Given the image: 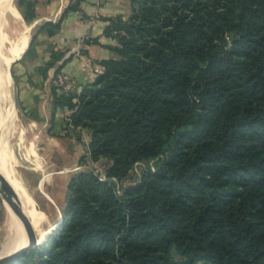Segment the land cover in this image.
Listing matches in <instances>:
<instances>
[{"label": "trees", "instance_id": "1", "mask_svg": "<svg viewBox=\"0 0 264 264\" xmlns=\"http://www.w3.org/2000/svg\"><path fill=\"white\" fill-rule=\"evenodd\" d=\"M37 2L19 0L26 21ZM130 2L105 30L103 73L52 88L65 129L90 134L81 163L106 160V179L74 174L60 231L18 264H264V0Z\"/></svg>", "mask_w": 264, "mask_h": 264}, {"label": "crops", "instance_id": "2", "mask_svg": "<svg viewBox=\"0 0 264 264\" xmlns=\"http://www.w3.org/2000/svg\"><path fill=\"white\" fill-rule=\"evenodd\" d=\"M73 5L78 8L69 10ZM35 13V19L29 22V28L33 32L31 38L35 42L33 55L27 53L29 57L25 53L24 56L27 57L17 58L18 60L15 61L18 62L20 70L19 75L15 76L23 86L19 92V100L23 102L25 113L38 125L41 139L53 150L54 147H61L62 150L59 148L57 156H64L66 164L75 163L77 135L82 134L87 137L85 141L82 139L85 142L83 146L87 149V151L81 149L82 153L79 156L82 157L88 154L91 138L87 130L79 128L68 132L65 129V121L72 111L68 108H55L51 101L52 81L59 74L56 68L68 61L61 73L66 74L73 81L76 93H81L85 85L94 82L103 73L101 62L114 56L108 46H115L116 41L105 36L110 19L119 16L127 19L131 15V2L130 0H38ZM46 24H60V31L51 36L44 27ZM23 39L29 46L33 42L32 39L29 41L27 34ZM52 51H60L66 55L49 70L45 78L37 69L45 67L50 62ZM58 92L61 94L59 90ZM72 176H69L68 180H64L63 177V179L53 178L49 186L48 194L60 205L68 203V185ZM63 186H65L64 191H62Z\"/></svg>", "mask_w": 264, "mask_h": 264}, {"label": "rangeland", "instance_id": "3", "mask_svg": "<svg viewBox=\"0 0 264 264\" xmlns=\"http://www.w3.org/2000/svg\"><path fill=\"white\" fill-rule=\"evenodd\" d=\"M3 8L0 9V24L3 30V47L1 51L5 61L1 64L2 67L0 66V154L3 153L13 176H16L22 182L41 213V219L38 223L39 236H43L50 229H53L50 233L52 236L57 234L62 227H59V230L53 228L62 218L67 205L66 203L58 204L48 194L52 179L63 177L64 180H68L69 176L86 167H91L101 176H106L107 161L102 160L99 163H92L87 159L86 162L81 163L82 156L79 155L82 153L81 149L85 147L83 144L87 139L82 134H78L76 137L78 146L74 152L76 156L75 163L71 164L64 162V156H57V152L61 147H54L55 150H53L41 139L38 134V125L31 120V116L25 113L23 102L19 100V92L23 86L20 85L19 79L15 76L19 75L20 72L18 62L15 61L21 57H27L24 56L25 53L26 55L31 53L30 56L33 55L35 42L33 48L29 50L31 45L29 46L28 42L24 43L23 39L27 34L29 41H31L33 32L29 28L30 23L24 19L19 0H10ZM62 74L64 73L60 72L55 76L52 81V88L56 86L58 90L60 89L57 79ZM68 150L72 151L69 148ZM85 150L87 151V149ZM148 167L154 169V164L144 163L136 166L122 185L129 186L139 183L140 176L143 174L144 169ZM64 190L65 186L62 187V191ZM19 233L25 239L23 226L15 213L8 208L6 200L0 194V253L7 252L21 238ZM46 239L42 241L44 244Z\"/></svg>", "mask_w": 264, "mask_h": 264}, {"label": "bare ground", "instance_id": "4", "mask_svg": "<svg viewBox=\"0 0 264 264\" xmlns=\"http://www.w3.org/2000/svg\"><path fill=\"white\" fill-rule=\"evenodd\" d=\"M9 1L10 0H0V9H2L4 6H6V4L9 3ZM2 47H3V30H2V27H1V24H0V66L5 61V58H4V56L2 54V51H1ZM6 61H8V60H6ZM0 181L13 194V196L19 201V203L22 206L24 212L27 214V216L31 220V222H32V224H33V226H34V228H35V230L37 232V235H38V237L40 239V242L43 243L42 241H44L48 237V235L51 233V231L53 229H50L43 236H39L40 233L38 231V223H39V221L41 219V213L38 210L33 198L31 197V195L29 194V192L27 191L25 186L21 183V181H19L16 178V176H13V174L11 172V169L9 167V164H8L7 160L5 159V156L3 155V153L0 154ZM48 198H49V200H51L49 196H48ZM7 206H8V208L10 210H12L8 203H7ZM23 229H24V227H23ZM21 232H22V230H21ZM24 233H25V239L23 238V235H21L19 233L21 235V238L7 252H5L4 254H0V257H2L3 255H7L9 253H12L13 251L20 250V249L24 248L26 246V244H27V235H26L25 229H24Z\"/></svg>", "mask_w": 264, "mask_h": 264}, {"label": "water", "instance_id": "5", "mask_svg": "<svg viewBox=\"0 0 264 264\" xmlns=\"http://www.w3.org/2000/svg\"><path fill=\"white\" fill-rule=\"evenodd\" d=\"M0 194L6 200V202L10 205L11 209L15 213V215L20 220L21 224L23 225L26 235H27V244L24 248L20 250L13 251L7 255H3L0 257V264H18L27 253L30 251L35 250L37 247L42 246L44 243L40 242V239L37 235V232L27 216L24 212L22 206L20 205L19 201L13 196V194L3 185L0 181ZM64 216L58 221L55 225L54 230L61 227L64 223ZM52 232V231H51ZM45 243L48 242L51 238V234L48 235Z\"/></svg>", "mask_w": 264, "mask_h": 264}, {"label": "built area", "instance_id": "6", "mask_svg": "<svg viewBox=\"0 0 264 264\" xmlns=\"http://www.w3.org/2000/svg\"><path fill=\"white\" fill-rule=\"evenodd\" d=\"M57 84L59 86V91L61 94H69L75 91V84L73 81L65 74L59 75L57 79ZM141 165L137 164L136 166ZM103 179H106V176L102 175Z\"/></svg>", "mask_w": 264, "mask_h": 264}]
</instances>
